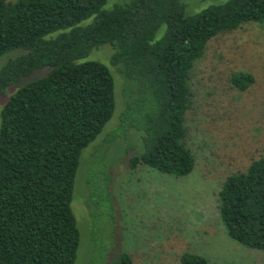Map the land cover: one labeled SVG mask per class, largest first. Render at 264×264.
<instances>
[{
	"label": "trees",
	"instance_id": "trees-1",
	"mask_svg": "<svg viewBox=\"0 0 264 264\" xmlns=\"http://www.w3.org/2000/svg\"><path fill=\"white\" fill-rule=\"evenodd\" d=\"M185 3L0 0V56L25 50L0 69V98L36 69L50 68L11 94L0 113V264L76 263L81 233L72 202L81 155L116 108L111 70L84 60L100 45L113 46L111 62L136 85L127 112L146 109L130 121L145 142L131 167L177 176L193 171L186 113L195 62L215 36L264 23V0H227L190 14ZM231 79L240 90L254 82L245 72ZM219 202L228 234L264 251V157L228 176ZM181 262L209 264L190 252ZM108 264L134 262L121 252Z\"/></svg>",
	"mask_w": 264,
	"mask_h": 264
},
{
	"label": "rangeland",
	"instance_id": "rangeland-1",
	"mask_svg": "<svg viewBox=\"0 0 264 264\" xmlns=\"http://www.w3.org/2000/svg\"><path fill=\"white\" fill-rule=\"evenodd\" d=\"M225 1L186 0V11ZM113 52L106 43L84 59L111 70L116 108L81 155L72 202L81 233L75 264H108L121 252L134 264H182L185 252L203 255L209 264H264V251L233 239L219 212V192L228 176L264 157V23L247 22L215 36L195 62L186 113V142L195 166L184 176L145 164L131 167L145 142L130 121L146 109L138 105L127 112L136 85L111 62ZM24 53L13 49L0 56V69ZM48 70L36 69L9 87L0 98V113L11 94ZM240 72L254 76L246 90L232 82Z\"/></svg>",
	"mask_w": 264,
	"mask_h": 264
}]
</instances>
